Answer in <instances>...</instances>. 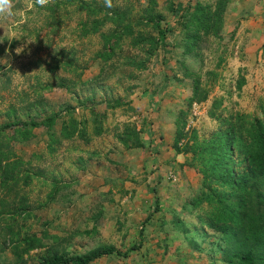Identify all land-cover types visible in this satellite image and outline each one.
Masks as SVG:
<instances>
[{
	"label": "rangeland",
	"instance_id": "obj_1",
	"mask_svg": "<svg viewBox=\"0 0 264 264\" xmlns=\"http://www.w3.org/2000/svg\"><path fill=\"white\" fill-rule=\"evenodd\" d=\"M214 1L14 0L16 16L0 17V129L41 124L27 141L15 133L23 128L0 131V175H11L0 180V264L105 245L125 252L149 214L138 251L92 264H227L199 201V163L172 146L181 111L199 140L218 129L214 102L218 116L259 115L264 0H229L220 36L186 52V10ZM156 22L166 37L150 51ZM194 77L208 97L189 106Z\"/></svg>",
	"mask_w": 264,
	"mask_h": 264
},
{
	"label": "trees",
	"instance_id": "obj_2",
	"mask_svg": "<svg viewBox=\"0 0 264 264\" xmlns=\"http://www.w3.org/2000/svg\"><path fill=\"white\" fill-rule=\"evenodd\" d=\"M228 2L229 0H215L213 5L195 3L192 8L186 10L188 22L184 28H191L185 46L186 52L191 51L202 36H220ZM155 30L158 38L147 40L150 51L155 50L166 37L159 22H156ZM207 97L208 91L203 90L199 80L194 77L188 105L202 103ZM216 109L214 102L209 116L217 121L218 129L208 140H199L193 129L185 132L186 122L183 118L184 112L181 111L177 118L172 147L176 154H191L199 163L204 188L199 201L210 206L206 226L221 234L225 243V262L264 264V99L260 102L258 116L237 113L223 117L216 114ZM55 117L54 114L47 118L45 127L51 128ZM15 126L24 129H18L15 133L18 137L21 136L20 140L27 141L33 137L30 130L40 127L41 124L34 121L6 124L0 131L14 129ZM75 132L73 128L69 135ZM124 134L134 136L135 148H144L134 129L126 126ZM182 138H186V141L179 145ZM120 141L126 143L121 138ZM238 158L240 160H237ZM2 159L0 158V164ZM10 179L9 169L4 168L0 180L5 182ZM158 210L156 205L153 211ZM149 217L150 214L141 223L138 243L131 245L125 252L112 245H105L81 255L55 254L39 264H92L104 257H127L130 252L141 248L143 224ZM34 247L30 244L23 252L26 253Z\"/></svg>",
	"mask_w": 264,
	"mask_h": 264
},
{
	"label": "clouds",
	"instance_id": "obj_3",
	"mask_svg": "<svg viewBox=\"0 0 264 264\" xmlns=\"http://www.w3.org/2000/svg\"><path fill=\"white\" fill-rule=\"evenodd\" d=\"M48 3V0H35V4L43 7ZM105 8L110 9L112 5V0H103ZM16 16V5L14 0H0V17H15ZM23 51V48L17 52L19 54Z\"/></svg>",
	"mask_w": 264,
	"mask_h": 264
},
{
	"label": "built area",
	"instance_id": "obj_4",
	"mask_svg": "<svg viewBox=\"0 0 264 264\" xmlns=\"http://www.w3.org/2000/svg\"><path fill=\"white\" fill-rule=\"evenodd\" d=\"M193 105L195 106V105H196V103H193Z\"/></svg>",
	"mask_w": 264,
	"mask_h": 264
}]
</instances>
